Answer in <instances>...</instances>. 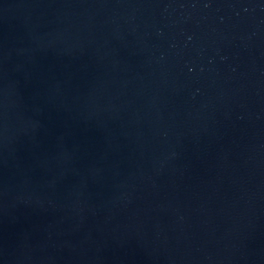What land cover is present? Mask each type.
<instances>
[{
	"label": "water",
	"instance_id": "water-1",
	"mask_svg": "<svg viewBox=\"0 0 264 264\" xmlns=\"http://www.w3.org/2000/svg\"><path fill=\"white\" fill-rule=\"evenodd\" d=\"M0 264H264V0H0Z\"/></svg>",
	"mask_w": 264,
	"mask_h": 264
}]
</instances>
